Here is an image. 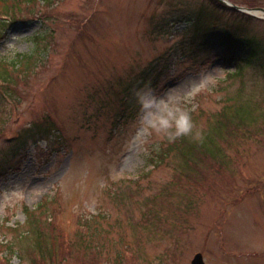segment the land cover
<instances>
[{"label": "rangeland", "instance_id": "374dc122", "mask_svg": "<svg viewBox=\"0 0 264 264\" xmlns=\"http://www.w3.org/2000/svg\"><path fill=\"white\" fill-rule=\"evenodd\" d=\"M4 2L17 6L6 12ZM204 3L0 0V61L11 63L19 53H32L39 61L28 73L12 74L8 89L9 84L0 79L2 101L6 89L8 93L3 102L6 121L0 124V264H190L197 252L203 253L208 264H264V144L254 148L258 153L253 157L247 151L237 169L199 183L198 189L205 187L211 195L196 193L187 227L170 220L172 229L167 230V222L163 230L145 233L98 216L107 213V217L129 218L138 225L151 203L142 207L144 198L174 168L169 160L159 165L152 160L160 161L156 153L166 146V135H172L174 128L158 131L150 123L148 109L115 121L121 101L127 100L120 93L123 80L161 59L164 88L151 92L158 101L153 110L159 107L160 98L196 109V115H204L197 119V128L209 123L207 114L198 108L205 112L219 109L223 98L232 93L235 97L239 84L245 99L264 91V67L248 66L242 77L226 85L224 79L234 70L232 65L211 52L196 50L203 55L195 57L189 47L185 53L179 47L180 33L188 22L177 20V11L198 12ZM256 7L264 8V0L249 6ZM216 15L231 24L242 22L221 10ZM251 15V22L241 25L264 39V13ZM161 18L171 23L164 34L156 28ZM35 45L40 46V55ZM184 55L189 59H183ZM36 124L49 126L50 136L39 141L21 139L22 131ZM117 191L125 192L122 205L112 198ZM173 191L168 188L164 197ZM25 207L35 208L46 229L66 241L58 248L59 259H41L38 250L25 257L14 251L18 247L15 234L27 227ZM85 218L96 220L92 223L96 233L99 227L107 228L109 240H127L124 246L99 240L94 254L93 247L79 245L77 231H86ZM57 222L68 236L58 234L53 227ZM17 225L20 229L13 231ZM88 241L92 245L95 237L88 236ZM2 242L14 246L9 249ZM105 246L124 255L108 258L110 250Z\"/></svg>", "mask_w": 264, "mask_h": 264}, {"label": "trees", "instance_id": "16d2710c", "mask_svg": "<svg viewBox=\"0 0 264 264\" xmlns=\"http://www.w3.org/2000/svg\"><path fill=\"white\" fill-rule=\"evenodd\" d=\"M39 1L41 0H28L31 3ZM205 1L206 3L202 4L198 12L197 10L185 12L186 8L177 11L179 17L177 20L188 22L180 33L182 38L178 43L184 53L185 50L187 52L189 47L191 55L197 57L202 53L196 50H204L205 52H211L214 57L222 59L224 63L232 65L234 70L229 71L224 79L226 85L232 84L235 80L242 77L245 68L248 66L264 67V39L251 35L245 26L241 25L246 22L250 23L249 19L252 15L219 0ZM246 1L251 4L249 6H254L260 2V0H242V3ZM43 2H51V0H43ZM4 3L5 5L2 8H5L6 12L8 10L13 11L17 6L16 3L11 5ZM218 10L229 13V16L242 22L231 24L227 20L221 21V17L216 15ZM166 21V18H161L159 23L156 24V28L160 29L161 34L168 32L167 25L171 26V23L168 24ZM216 23L217 25H214ZM34 51L36 53L39 51L40 55V46L35 45ZM188 56L184 55L183 59H189L187 58ZM17 57L18 59L13 60L11 63L0 61V79H3L6 85L11 82L12 74L18 76L28 73L29 68L39 62L37 58H33L32 53H19ZM160 62L161 59L156 58L149 66L147 65L139 72L131 74V78L128 80H123L120 93H125L127 100L121 101L115 114V121L126 120L134 117L137 114L136 112L143 111L145 108L142 106L140 97L150 95L153 90L159 91L164 88V84L161 82L163 79H161V74L165 70L160 71ZM9 86L10 84L7 89ZM7 89L5 91L6 95H3V101L0 98V124L6 121L2 116L5 111L3 102L8 97ZM243 91V87L239 84L238 90H235L237 92L235 97L233 96L234 93H232L233 95L223 98L224 104L219 109L205 112L203 107H199L198 109L202 113H206L209 118V123L208 125L206 124L207 126L205 125L206 127L200 123L201 127H195L197 119L204 117V115L198 112L196 115V109L187 107L186 110L190 112L193 121L191 132L180 136H175L174 133L172 135L167 134L165 138L167 140L166 146L156 153L157 159L160 161L152 159L158 165L163 161L169 160V163L173 162L174 168L173 172L163 180L164 183L153 189V192L144 198L142 207L146 206L148 202L151 203L141 214V219L143 220L138 221V225H136V222L134 223L133 220L130 222L129 218L118 220V216H116L114 217V223L125 224L134 230L141 228L145 233L154 234L156 228L163 230L167 222V230L172 229L173 225L170 220L178 222L185 227L191 224L190 216L192 212L190 209L192 204L195 203L194 196H197L196 193L200 191L209 194L205 187L201 190L198 189L199 183H205L208 177H217L222 173L224 175L233 169H237L247 151L253 157L258 153L255 149L264 144V91L261 96L248 99L241 96ZM9 114L10 111L6 115L9 117ZM53 122L56 123V120H53ZM200 132L201 134L198 135ZM22 136L21 139L24 140L29 138L35 141H39L41 138L47 139L50 136V127L41 124L30 125L22 131ZM206 169L213 171L208 172L205 171ZM3 171L6 172L7 170L3 169ZM156 184L159 185L160 182ZM137 185L140 186L142 183L137 182ZM170 187L174 189L172 195L164 197L166 190ZM215 187L218 189L219 184H216ZM124 196L125 192L122 191L112 194L116 205L118 203L122 205V198H126ZM134 197L137 196L134 195ZM48 202L47 200L41 202L37 209L41 210L43 205ZM160 203L162 206H160ZM25 209V224L27 227L24 230H19L21 225L11 226L13 231L19 230L15 234L18 247L14 251H17L20 257H25L27 252L38 250L41 253L39 255L41 259L45 257L55 259L58 257L59 246L66 244V241L46 229V223L38 218L35 208L29 209L25 207ZM152 213L153 215H151ZM106 214L98 216L107 220L112 217L111 215L107 217ZM93 219H84L82 223L87 226L86 231L81 228L77 231L79 245H84L85 248L89 249L90 246L93 247L94 254V248L98 245L97 242L99 240L105 243L111 241L116 246H118L117 243H122V246H124V242L127 240L120 239L114 242L111 238L110 240L106 238L107 228L103 230L102 227H99V233L94 232L92 223L96 222V220L92 221ZM53 227L58 230L60 236H68L67 232L62 228L63 226L59 225L58 222L57 227L55 225ZM90 235L95 237L92 245L88 241V236ZM101 236L103 238H100ZM170 237L175 239L173 235H168L167 238L171 240ZM2 243L9 249L14 246L13 242ZM105 248L110 250L108 258L114 257L115 259L118 256V259H120L121 255H124L123 253L121 255L117 254L114 249L107 246ZM126 251L128 253L129 250ZM176 252L175 250V253H173L177 254ZM181 254L182 251L179 252V255ZM88 264H91V262H88Z\"/></svg>", "mask_w": 264, "mask_h": 264}, {"label": "clouds", "instance_id": "9594fccd", "mask_svg": "<svg viewBox=\"0 0 264 264\" xmlns=\"http://www.w3.org/2000/svg\"><path fill=\"white\" fill-rule=\"evenodd\" d=\"M142 106L150 111V123L159 130L174 128V135L180 136L191 132L193 121L188 110L178 104H170L168 100L160 98L159 107L153 110V106L158 103L154 95L141 96Z\"/></svg>", "mask_w": 264, "mask_h": 264}, {"label": "water", "instance_id": "95a60500", "mask_svg": "<svg viewBox=\"0 0 264 264\" xmlns=\"http://www.w3.org/2000/svg\"><path fill=\"white\" fill-rule=\"evenodd\" d=\"M222 1H225V2H228V0H222ZM231 4V3H230ZM234 5V4H233ZM237 7V5H234ZM245 9V8H244ZM247 9V8H246ZM247 10L249 11H263L264 12V8H260V7H256V8H248ZM191 264H206L205 260H204V257H203V254L201 252L197 253L195 255V257L193 258Z\"/></svg>", "mask_w": 264, "mask_h": 264}]
</instances>
